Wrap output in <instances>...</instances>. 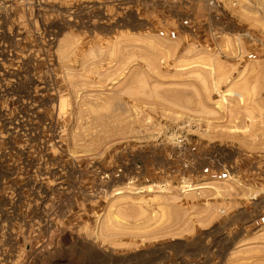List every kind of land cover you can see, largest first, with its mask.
<instances>
[{
  "label": "rangeland",
  "instance_id": "obj_1",
  "mask_svg": "<svg viewBox=\"0 0 264 264\" xmlns=\"http://www.w3.org/2000/svg\"><path fill=\"white\" fill-rule=\"evenodd\" d=\"M101 1L0 0V264H264V0Z\"/></svg>",
  "mask_w": 264,
  "mask_h": 264
},
{
  "label": "bare ground",
  "instance_id": "obj_2",
  "mask_svg": "<svg viewBox=\"0 0 264 264\" xmlns=\"http://www.w3.org/2000/svg\"><path fill=\"white\" fill-rule=\"evenodd\" d=\"M99 1H101V0H99ZM102 1H103V0H102ZM102 1H101V4H102ZM107 1H108V0H107ZM109 1H110V0H109ZM109 1H108V2H109ZM113 1H114V0H113ZM116 1H117V0H116ZM97 2H98V1H97ZM110 2H111V1H110ZM99 3H100V2H98V4H99ZM113 3H114V2H113ZM103 4H104V2H103ZM111 4H112V3H111ZM112 5H113V4H112ZM112 5H111V8H112ZM114 5H115V4H114ZM116 5H117V4H116ZM98 6H99V5H98ZM114 7H115V6H114ZM117 7H118V5H117ZM117 7H116V8H117ZM99 8H101V7H99ZM103 8H104V7H103ZM102 10H103V9H102ZM107 10H108V9H107ZM112 10H113V9H112ZM116 10H117V9H116ZM116 10H115V11H116ZM113 11H114V10H113ZM115 11H114V12H115ZM114 14H115V13H114ZM109 16H110V15H109ZM111 16H112V15H111ZM117 17H118V16H117ZM113 20H114V19H113ZM115 21H116V20H115ZM229 90H230V89H229ZM229 90H228V92H227L226 94H224V93H223L224 95L222 94V97L224 98V100H226V97H227V96H232V97H233V96H236V97H239V99H240L241 102H244V97H243L242 93H237L236 91H233V90L229 91Z\"/></svg>",
  "mask_w": 264,
  "mask_h": 264
},
{
  "label": "built area",
  "instance_id": "obj_3",
  "mask_svg": "<svg viewBox=\"0 0 264 264\" xmlns=\"http://www.w3.org/2000/svg\"><path fill=\"white\" fill-rule=\"evenodd\" d=\"M180 143H182V141H180Z\"/></svg>",
  "mask_w": 264,
  "mask_h": 264
}]
</instances>
